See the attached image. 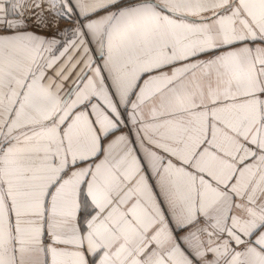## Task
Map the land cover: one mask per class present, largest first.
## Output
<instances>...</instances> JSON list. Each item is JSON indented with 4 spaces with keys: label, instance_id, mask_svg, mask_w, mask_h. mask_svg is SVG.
Returning <instances> with one entry per match:
<instances>
[{
    "label": "snow or ice",
    "instance_id": "snow-or-ice-1",
    "mask_svg": "<svg viewBox=\"0 0 264 264\" xmlns=\"http://www.w3.org/2000/svg\"><path fill=\"white\" fill-rule=\"evenodd\" d=\"M0 264H264V0H0Z\"/></svg>",
    "mask_w": 264,
    "mask_h": 264
}]
</instances>
